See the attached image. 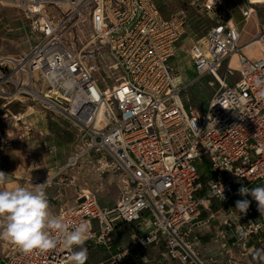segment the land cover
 <instances>
[{
    "label": "built area",
    "instance_id": "built-area-1",
    "mask_svg": "<svg viewBox=\"0 0 264 264\" xmlns=\"http://www.w3.org/2000/svg\"><path fill=\"white\" fill-rule=\"evenodd\" d=\"M7 1L21 11L37 40L25 53L0 55L5 127L21 128L26 136L24 114L7 106L37 98L78 126V145L62 167L95 150L124 173L112 206H101L90 190L81 189L72 204L54 212L65 222L89 224L87 254L99 245L109 255L107 264H214L198 248L201 234L211 228L207 206L217 200L232 219H224L221 225L229 229L219 227L211 241L226 253L238 247L240 255L250 248L264 255V215L257 202L242 196L252 204L246 214L231 206L241 186H264V98L255 84L264 79V53L249 58L240 52L239 30L223 17L230 12L225 0L203 3L216 19L202 44L190 47L193 70L219 83L202 113L186 107L173 84L170 59L185 32L183 14L163 16L154 0ZM253 10L241 9L243 19ZM234 54L236 67L230 61ZM228 56L221 77L217 71ZM113 71L118 75L108 84ZM34 82L44 89L36 91ZM10 144L0 135V167ZM202 159L209 171L203 182L196 164ZM202 210L206 215L200 218ZM145 217L144 233L132 234L127 244L115 240L119 224L137 227ZM70 255L63 247L26 254L0 239V264H69Z\"/></svg>",
    "mask_w": 264,
    "mask_h": 264
},
{
    "label": "rangeland",
    "instance_id": "rangeland-1",
    "mask_svg": "<svg viewBox=\"0 0 264 264\" xmlns=\"http://www.w3.org/2000/svg\"><path fill=\"white\" fill-rule=\"evenodd\" d=\"M154 1L163 16L183 14L185 32L177 41L175 53L170 59L174 72L173 84L178 89L182 103L202 113L219 90V83L212 74H198L193 70L189 52L192 45L202 44L206 30L216 16L202 7L206 0ZM255 1L258 2L255 15L264 21V0ZM227 14L223 17L227 18ZM247 27L251 28V25ZM36 40V34L31 31L21 11L7 0H0V55L25 53ZM235 56L223 60L217 71L219 76L224 75L229 58L231 65L236 67ZM117 75L118 71H113L106 83H114ZM234 76L227 77L226 81L232 82ZM34 84L36 91L44 89L43 84ZM21 99L23 101L12 100L7 108L11 112L24 114L23 121L29 128L26 136H22L21 128H6L4 120L0 118V135L10 138L11 143L2 150L0 171L6 173L7 178L0 184V190H11L16 186L34 189L44 184L53 213L59 206L72 204L81 189L90 190L101 206H112L121 190V180L124 178L122 170L114 165L108 154L95 150H90L74 166L62 167L78 145V126L59 108L47 107L41 100L31 96ZM196 164L199 180L203 182L204 177L209 175L208 163L202 159ZM214 216L215 213L212 218ZM212 223L217 224V221ZM128 233V228L118 227L114 231V238L120 244H127L130 238ZM209 247L207 255H199L203 259L212 256L214 264H264V255L261 254L253 253L245 260L234 259L230 254L220 259L215 253L217 248L212 244ZM236 252L233 248V255ZM108 256L104 248L96 245L88 251L86 264H107Z\"/></svg>",
    "mask_w": 264,
    "mask_h": 264
},
{
    "label": "clouds",
    "instance_id": "clouds-1",
    "mask_svg": "<svg viewBox=\"0 0 264 264\" xmlns=\"http://www.w3.org/2000/svg\"><path fill=\"white\" fill-rule=\"evenodd\" d=\"M255 84L261 89L258 95L264 98V79L258 78ZM6 178V173L0 171V184ZM238 194L243 197L251 195L257 202L259 213L264 215V186H241ZM250 203L247 199L237 200L235 209L246 214ZM89 232L90 226L86 221L71 224L52 212L44 184L34 189L16 186L11 190H0V239L11 241L26 254L63 247L71 252L69 264H86L88 254L84 245ZM240 235L245 236L246 233L241 232ZM77 248L78 251L75 250Z\"/></svg>",
    "mask_w": 264,
    "mask_h": 264
},
{
    "label": "crops",
    "instance_id": "crops-1",
    "mask_svg": "<svg viewBox=\"0 0 264 264\" xmlns=\"http://www.w3.org/2000/svg\"><path fill=\"white\" fill-rule=\"evenodd\" d=\"M225 5L228 6V8L230 9V12H228L227 14V18L230 19V21H232V23L237 27V29L239 30L240 33V41H239V45H240V52L244 53L247 57L249 58H253L256 57L258 55H260L261 53H264V37H261L259 39H255L256 35L264 32V21L260 20V17H257L256 11H257V3H249L248 0H225ZM247 6H251L254 8L253 12L251 13V15L244 20L242 15H241V9L247 7ZM251 25V28H248L247 26ZM254 50V51H253ZM244 198L241 197H235L232 199L231 201V206H233L234 208L236 207V201L237 200H242ZM114 204V203H113ZM209 209L211 210V212L214 214L215 213V218H211V226L212 228H210L209 231L207 232H203L200 236V245H199V252L201 254V256H205L209 253V245L212 244L215 248H217L216 250V255L217 257H219L220 259H225L226 255L230 254V257H234V259H246L249 255L253 254V253H257V254H261L258 252V250L256 248H250L249 251L251 250L250 253L245 254V255H240V253H238V247L235 248V250L237 251L234 255L231 251V253H226L223 254L224 250L222 249V246L218 243V241H211L214 233L216 232V230L221 227L222 229H226L228 230L229 228L226 226H222V222L224 221V219L230 217V214L228 215V211L226 210L225 206H221L220 203L217 200H211L208 204ZM252 206V204H250L249 208ZM58 209V208H57ZM56 209V210H57ZM208 210V209H207ZM236 210V209H235ZM209 212V211H208ZM206 212L205 210H202L201 214H200V218L205 217ZM145 216V214L143 215ZM232 219V216L230 217ZM217 221V224H213L212 222ZM213 224V225H212ZM126 227L129 230V241L132 238V234H142L145 232V230L148 228L149 226V218L145 217L141 223L137 226V227H132V225H126V224H119L116 228L118 227ZM116 235V234H114ZM128 241V242H129ZM229 243L233 241V238H229L228 239ZM127 242V243H128ZM250 244V243H248ZM221 248V249H219ZM233 250V248H232ZM262 255V254H261Z\"/></svg>",
    "mask_w": 264,
    "mask_h": 264
},
{
    "label": "bare ground",
    "instance_id": "bare-ground-1",
    "mask_svg": "<svg viewBox=\"0 0 264 264\" xmlns=\"http://www.w3.org/2000/svg\"><path fill=\"white\" fill-rule=\"evenodd\" d=\"M252 2H255V3H258V2H256L255 0H252ZM259 39V38H258ZM254 51V50H253ZM236 57V56H235ZM234 61V60H233ZM232 63V62H231ZM205 202V201H204ZM206 203V202H205ZM207 209H208V211H211L210 209H209V206H207Z\"/></svg>",
    "mask_w": 264,
    "mask_h": 264
}]
</instances>
